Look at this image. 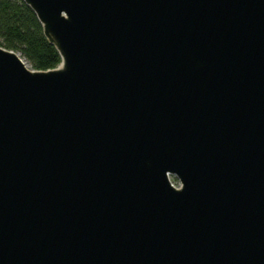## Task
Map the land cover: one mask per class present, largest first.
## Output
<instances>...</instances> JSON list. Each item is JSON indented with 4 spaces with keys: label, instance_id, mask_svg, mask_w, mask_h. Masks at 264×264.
Wrapping results in <instances>:
<instances>
[{
    "label": "water",
    "instance_id": "95a60500",
    "mask_svg": "<svg viewBox=\"0 0 264 264\" xmlns=\"http://www.w3.org/2000/svg\"><path fill=\"white\" fill-rule=\"evenodd\" d=\"M23 1L62 63L0 47V264H264V0Z\"/></svg>",
    "mask_w": 264,
    "mask_h": 264
},
{
    "label": "trees",
    "instance_id": "16d2710c",
    "mask_svg": "<svg viewBox=\"0 0 264 264\" xmlns=\"http://www.w3.org/2000/svg\"><path fill=\"white\" fill-rule=\"evenodd\" d=\"M0 47L21 55L36 71L57 69L61 56L23 0H0Z\"/></svg>",
    "mask_w": 264,
    "mask_h": 264
},
{
    "label": "rangeland",
    "instance_id": "374dc122",
    "mask_svg": "<svg viewBox=\"0 0 264 264\" xmlns=\"http://www.w3.org/2000/svg\"><path fill=\"white\" fill-rule=\"evenodd\" d=\"M20 56H21V55H20ZM171 180H172L173 184H174L177 188H179V187L181 186L180 181L178 180V178H177L176 176H171Z\"/></svg>",
    "mask_w": 264,
    "mask_h": 264
},
{
    "label": "bare ground",
    "instance_id": "6f19581e",
    "mask_svg": "<svg viewBox=\"0 0 264 264\" xmlns=\"http://www.w3.org/2000/svg\"><path fill=\"white\" fill-rule=\"evenodd\" d=\"M26 66L28 67V68H30V65L26 62Z\"/></svg>",
    "mask_w": 264,
    "mask_h": 264
}]
</instances>
